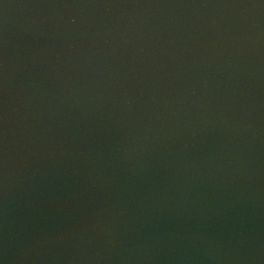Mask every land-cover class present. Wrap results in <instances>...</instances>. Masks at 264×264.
I'll use <instances>...</instances> for the list:
<instances>
[{
  "label": "water",
  "instance_id": "95a60500",
  "mask_svg": "<svg viewBox=\"0 0 264 264\" xmlns=\"http://www.w3.org/2000/svg\"><path fill=\"white\" fill-rule=\"evenodd\" d=\"M0 264H264V0H0Z\"/></svg>",
  "mask_w": 264,
  "mask_h": 264
}]
</instances>
